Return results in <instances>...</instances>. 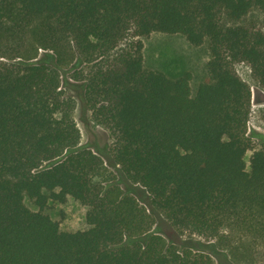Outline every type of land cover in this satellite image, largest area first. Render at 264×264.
<instances>
[{
  "label": "trees",
  "instance_id": "obj_1",
  "mask_svg": "<svg viewBox=\"0 0 264 264\" xmlns=\"http://www.w3.org/2000/svg\"><path fill=\"white\" fill-rule=\"evenodd\" d=\"M254 8L264 0H0V264L264 261V134L248 132L251 88L234 68L249 63L264 86V32L221 22ZM131 29L208 40L210 79L193 91L189 71L146 68L141 39L110 53ZM77 56L91 68L63 80ZM68 87L111 145L80 144ZM69 196L87 228L44 212ZM161 221L208 249L168 241Z\"/></svg>",
  "mask_w": 264,
  "mask_h": 264
},
{
  "label": "rangeland",
  "instance_id": "obj_2",
  "mask_svg": "<svg viewBox=\"0 0 264 264\" xmlns=\"http://www.w3.org/2000/svg\"><path fill=\"white\" fill-rule=\"evenodd\" d=\"M221 22L224 26L237 24L253 26L264 32V13L258 8L252 9L249 14L241 20L232 21L223 17ZM137 39H141L143 42L142 52L146 68L163 71L171 75H179L184 71H189L192 73L191 85L193 91H195L200 82L210 79L208 62L211 58V53L208 40L196 46L191 44L187 38L180 33L153 31L147 36H134V31L131 29L127 36L121 40L110 53L120 52L123 49H129L131 47L133 48V44ZM39 52H41V55H44L43 50ZM0 60L4 62L9 61L6 58H1ZM92 64L93 63L82 62L79 56L75 57L72 63L60 68L63 80H65V78H69V80L74 79L72 82H75V80H82ZM234 68L251 88L248 132L255 130L264 134V86L253 75L249 63L237 62L234 64ZM78 83L81 86L82 83ZM80 90L81 88H66L68 95H73L78 100L74 116L81 131L80 144L95 145L98 147H107V145H111L114 140L113 135L108 128L93 121L92 111L86 106L83 99L84 93ZM259 146L260 144L257 141L254 140L252 142V148L246 154L248 164L254 149L259 148ZM47 164L49 163L45 165ZM25 201L31 209L38 210V206L33 199L26 197ZM86 209L87 207L84 204L69 196L62 202L49 200L44 212L57 221L62 230L75 231L88 227L85 220ZM159 228L168 241L177 244H181L184 241H191L189 243L192 244L195 241L193 243L195 246L208 249L207 244L211 242L198 234H192L188 231L180 233L165 221L160 222ZM223 261H225L223 258L218 259L214 257L215 264L222 263ZM235 264L248 263L236 262ZM253 264H264V261L255 262Z\"/></svg>",
  "mask_w": 264,
  "mask_h": 264
}]
</instances>
